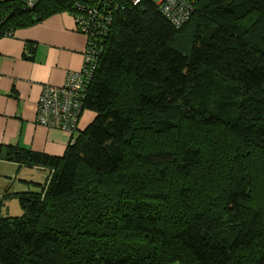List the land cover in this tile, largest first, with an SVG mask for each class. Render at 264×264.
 Listing matches in <instances>:
<instances>
[{
	"label": "trees",
	"instance_id": "16d2710c",
	"mask_svg": "<svg viewBox=\"0 0 264 264\" xmlns=\"http://www.w3.org/2000/svg\"><path fill=\"white\" fill-rule=\"evenodd\" d=\"M74 1H0V37ZM84 106L63 156L0 144L48 172L21 216L0 206V264H264V0H199L180 27L126 6Z\"/></svg>",
	"mask_w": 264,
	"mask_h": 264
},
{
	"label": "crops",
	"instance_id": "0c3cea01",
	"mask_svg": "<svg viewBox=\"0 0 264 264\" xmlns=\"http://www.w3.org/2000/svg\"><path fill=\"white\" fill-rule=\"evenodd\" d=\"M85 44L67 9L0 37V144L63 156L70 134L37 124L36 106L43 84L61 85L68 71L82 66ZM94 118L84 110L78 133Z\"/></svg>",
	"mask_w": 264,
	"mask_h": 264
},
{
	"label": "built area",
	"instance_id": "2783aa9c",
	"mask_svg": "<svg viewBox=\"0 0 264 264\" xmlns=\"http://www.w3.org/2000/svg\"><path fill=\"white\" fill-rule=\"evenodd\" d=\"M4 1V0H0ZM40 0H24V8L33 10ZM144 0H75L71 16L75 29L86 38L82 66L66 73L61 85L43 84L35 122L70 134L72 144L78 134V122L91 77L104 51L114 15L128 5ZM175 27H180L194 13L199 0H149ZM8 34V33H7ZM1 77V74H0Z\"/></svg>",
	"mask_w": 264,
	"mask_h": 264
},
{
	"label": "rangeland",
	"instance_id": "374dc122",
	"mask_svg": "<svg viewBox=\"0 0 264 264\" xmlns=\"http://www.w3.org/2000/svg\"><path fill=\"white\" fill-rule=\"evenodd\" d=\"M253 18L254 13L248 14L244 17L243 22L247 23ZM142 139L144 140L143 137ZM47 179L48 172L44 169L37 170L30 166H18L10 161L0 159V206L2 215L5 217L21 216L22 208L13 193L28 190L42 191L43 187L47 186ZM252 195L255 200L263 196L260 201L264 204V171L263 179H256Z\"/></svg>",
	"mask_w": 264,
	"mask_h": 264
}]
</instances>
